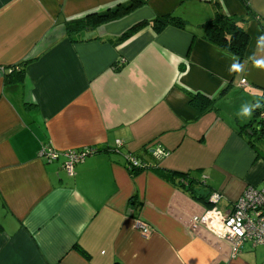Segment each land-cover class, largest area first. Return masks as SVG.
Listing matches in <instances>:
<instances>
[{"label":"crops","instance_id":"obj_1","mask_svg":"<svg viewBox=\"0 0 264 264\" xmlns=\"http://www.w3.org/2000/svg\"><path fill=\"white\" fill-rule=\"evenodd\" d=\"M127 1L0 0V264H264V246L231 256L228 242L192 223L264 184V146L238 133L253 114L236 115L264 95V69L254 67L264 59V0H148L85 34L90 42L66 37L65 22ZM217 13L248 36L243 58L203 39ZM167 15L186 30L147 26L117 42ZM21 66L24 79L7 76ZM188 93L220 100L199 113ZM117 141L120 152L109 153ZM157 146L167 152L158 162L148 151ZM43 147L97 153L67 176L61 161L38 158ZM125 154L190 174L220 199L209 208L153 170L132 177ZM137 219L152 227L148 238Z\"/></svg>","mask_w":264,"mask_h":264},{"label":"trees","instance_id":"obj_2","mask_svg":"<svg viewBox=\"0 0 264 264\" xmlns=\"http://www.w3.org/2000/svg\"><path fill=\"white\" fill-rule=\"evenodd\" d=\"M147 1L148 0H129L123 4L116 5L114 8L107 9L102 13L90 14L79 19L69 20L64 23L66 37L71 43L90 42L95 38H84L85 34L91 33L101 25H105L128 16L131 12L144 6ZM147 26L151 27L154 34L159 35L170 26L179 30H186L187 23L180 18L171 15L163 17L158 16L150 21L144 20L134 24L121 35L117 42L122 43L129 40ZM200 28L202 30V37L204 40L224 51L235 54L239 58H243L248 44V36L242 30V28L239 27L235 19H231L220 13H217L212 20L203 24ZM121 67L122 65L118 66L117 70H120ZM6 74L11 78L14 75L18 77V79L15 81L24 79V69L22 66L21 69L19 67H10ZM229 88L230 87L223 90L220 97L223 98ZM188 94L190 107L199 113L205 112L211 108L216 109L215 103L217 100H220L218 99L219 97L211 99L210 97L203 96L199 93ZM259 102L264 105V101L262 99ZM263 107L264 106L254 110L253 119L247 125H243L238 128V133L243 138H245L251 148H256V142H260L264 137V126H257L258 122H260L258 120L260 119L258 115L260 111L264 110ZM247 128L249 129V134H247ZM118 152L119 150L117 149H111L109 153L117 154ZM95 153H97V150H95ZM125 155H123V157ZM131 156L140 161L139 165L136 167H130L125 161L126 169L129 171L132 177L141 171L153 170V172H155L161 179L170 182L177 188L183 189L184 192L188 193L192 199L203 201L209 206V208L212 207V204H209L207 198L200 197L195 194V190L198 189V187L201 188V186H205V184L200 179H197L190 174L177 171H168L162 167H159L157 163L152 165L148 162H143L139 155ZM210 194H212V192H210Z\"/></svg>","mask_w":264,"mask_h":264},{"label":"built area","instance_id":"obj_3","mask_svg":"<svg viewBox=\"0 0 264 264\" xmlns=\"http://www.w3.org/2000/svg\"><path fill=\"white\" fill-rule=\"evenodd\" d=\"M239 84L241 86L247 85L245 80L241 81ZM262 100L264 101V95L262 96ZM258 117L264 118V110L259 112ZM116 145L120 147L121 143L117 141ZM157 150H159V154H157ZM148 151L155 160L163 159L167 155L166 150L160 146L149 147ZM94 153L95 150L92 148L79 151L59 152L51 147H43L40 149L37 156L46 163L61 161L62 170L67 176H73L74 167L83 161L87 156ZM124 159L130 167H136L140 162L130 154H126ZM213 195H216V200L220 199V195L217 193L212 194V196ZM207 213L208 212H206L204 215L193 217L192 223L206 228L209 232L215 235L214 232L208 227V225L211 224V220H209L207 223L202 222L201 218ZM223 216L224 220L222 222L225 225H228L230 222H232V228H236L235 222L238 221L240 225L239 230L243 232V235H232L231 233H226L222 239L218 237L219 239L230 244L231 256L238 255L242 246L246 243H250L255 246H264V188L247 186L243 190L240 197L234 202L232 210L223 214ZM134 227L144 238H148L153 233L152 227H150L146 222L138 219L135 221Z\"/></svg>","mask_w":264,"mask_h":264},{"label":"clouds","instance_id":"obj_4","mask_svg":"<svg viewBox=\"0 0 264 264\" xmlns=\"http://www.w3.org/2000/svg\"><path fill=\"white\" fill-rule=\"evenodd\" d=\"M260 44L264 46V38L261 39ZM254 67L258 69H264V59L257 60L254 62ZM231 71H240V67L236 66L235 64L232 66ZM262 105L259 101L255 103H245L241 106L239 112L236 114L238 119H250L252 117V114L254 110L261 108ZM157 154H159V150H157ZM155 160V159H154ZM216 193V192H214ZM212 195V194H211ZM216 195H213L211 197L212 201L215 202ZM202 222L207 223L209 220H211V224L208 225V227L214 232V234L219 237L223 238L226 233H231L232 235H243V232H241L239 222L236 223V228H232L230 222L228 225H225L222 221L224 220V216L221 211L217 210L216 208H213L211 211H209L204 217L201 218Z\"/></svg>","mask_w":264,"mask_h":264},{"label":"water","instance_id":"obj_5","mask_svg":"<svg viewBox=\"0 0 264 264\" xmlns=\"http://www.w3.org/2000/svg\"><path fill=\"white\" fill-rule=\"evenodd\" d=\"M260 122H258V127L259 126H264V118H262V119H260L259 120ZM257 127V128H258ZM195 194L197 195V196H200V197H207L209 194H210V191L209 190H207V189H205V188H198V189H196L195 190ZM209 204H212L213 205V203L212 202H210Z\"/></svg>","mask_w":264,"mask_h":264},{"label":"rangeland","instance_id":"obj_6","mask_svg":"<svg viewBox=\"0 0 264 264\" xmlns=\"http://www.w3.org/2000/svg\"><path fill=\"white\" fill-rule=\"evenodd\" d=\"M246 83H247V81H246ZM248 84V83H247ZM116 145V144H115ZM256 145H257V148L259 149V150H261L262 149V147L264 146V137H263V139L260 141V142H256ZM115 149H117V150H120V147H118L117 145H116V148ZM120 152V151H119ZM118 152V153H119ZM261 187L260 188H262V187H264V184H261L260 185ZM212 194H214V192H212ZM219 206L221 207L222 206V204L220 203L219 204ZM218 209V208H217ZM219 210V209H218ZM220 211V210H219Z\"/></svg>","mask_w":264,"mask_h":264},{"label":"bare ground","instance_id":"obj_7","mask_svg":"<svg viewBox=\"0 0 264 264\" xmlns=\"http://www.w3.org/2000/svg\"><path fill=\"white\" fill-rule=\"evenodd\" d=\"M211 197H212L211 194H209V195L206 197V198L208 199L209 203H210V202H212L213 204L218 203L219 200H215V202H213L212 199H211ZM204 198H205V197H204Z\"/></svg>","mask_w":264,"mask_h":264},{"label":"flooded vegetation","instance_id":"obj_8","mask_svg":"<svg viewBox=\"0 0 264 264\" xmlns=\"http://www.w3.org/2000/svg\"><path fill=\"white\" fill-rule=\"evenodd\" d=\"M260 119H262V118H260ZM260 119H258V120H260Z\"/></svg>","mask_w":264,"mask_h":264}]
</instances>
